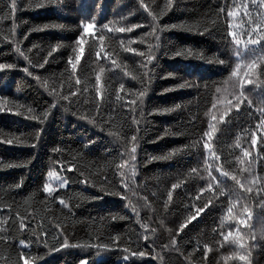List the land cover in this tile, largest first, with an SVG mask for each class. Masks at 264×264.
<instances>
[{
	"label": "trees",
	"instance_id": "16d2710c",
	"mask_svg": "<svg viewBox=\"0 0 264 264\" xmlns=\"http://www.w3.org/2000/svg\"><path fill=\"white\" fill-rule=\"evenodd\" d=\"M15 2L0 0V264H264L261 0Z\"/></svg>",
	"mask_w": 264,
	"mask_h": 264
},
{
	"label": "snow or ice",
	"instance_id": "6c2138e0",
	"mask_svg": "<svg viewBox=\"0 0 264 264\" xmlns=\"http://www.w3.org/2000/svg\"><path fill=\"white\" fill-rule=\"evenodd\" d=\"M253 2H255V0H253ZM169 3H171V0H169ZM261 3L264 4V0H261ZM44 6H45V5H44L43 3H40V4L37 5V7H44ZM143 7H144L145 10L147 11V7H148V6H147V5H143ZM11 8H12L13 10L16 8V2H15V0H12ZM148 14H149V16L152 17L153 31H155V21H156L157 18H156V16L152 15L151 12H149ZM229 15H235V13H234V12H230ZM45 27H46V26H45ZM93 27H94V24H93V23H85V24L83 25V33H85V34L90 33L91 30L93 29ZM172 27H175V26L173 25ZM130 30H131V29H125V28H119V29H118V31H120V32L130 31ZM230 35L233 37V40H234V42H235L236 45H240V44L242 43V41H241L240 39L236 38V34H235V33H230ZM260 38H261V39H264V35H262ZM80 39H81V42H82V39H83V38L81 37ZM247 43H250V44L255 45V44L258 43V40H257V39H253V38L250 37V39H249V41H247ZM55 50H56V49H53V51H55ZM16 51H17L18 53H20L21 55H23V52H21V50H20L19 48H17ZM128 51H135V49H128ZM49 55H51V53H49ZM24 59L27 60L28 57H27V56H24ZM79 59H80V56L77 55V56H76V61H79ZM151 59H152V56L149 55V56H148V60L151 61ZM68 64L71 65L73 69L76 68V63L73 62V60H72L71 57H69V59H68ZM40 66L42 67L43 64H41ZM5 67H11V66H10V65L6 66V65H3V64H0V70L4 69ZM247 67H248L249 71H251V70L255 69V68L257 67V65H256L255 63H251V64H249ZM24 71L27 72L29 75H32L31 72H28V69H27V68H25ZM247 75H248V73H245V76H247ZM97 79H99V77H97ZM76 83L79 84L80 81L77 80ZM243 83L251 84V83H252V80L241 81V85H242ZM121 88H123V85H121ZM139 95H140L141 97H143L144 92L141 91V92L139 93ZM241 95H242V94H241ZM63 99L67 100L68 97H67V96H64ZM132 103L135 104V103H136L135 100H133ZM239 104H240V100L237 99V104H236L237 108L239 107ZM0 108H2V104H0ZM262 126H264V121H262ZM206 135H209V136H210L211 133H210V132H209V133H206ZM136 140H137L136 136L133 135V136L131 137V142L134 144V143L136 142ZM9 143H11V141H9ZM252 144H253V145L256 144V139H255V138H253V140H252ZM204 147H205V148H208L209 145L206 143V144L204 145ZM135 151H136L135 146H133V147H131V150H130V152L128 153V155L130 156V158H131L132 160H135V155H134V154H135ZM248 155H249V153H248L247 151H245V152H244V156H248ZM124 163H127V160H125ZM120 167L122 168L123 165H121ZM193 171H195V169H193ZM49 175H50V176H51V175H55V173H49ZM224 175H228V173L225 172ZM232 179L235 180L236 178H235V177H232ZM61 183L64 184V183H66V181H62ZM237 183L239 184V181H237ZM126 186H127V185L125 184V187H126ZM176 187H177L176 184H173V185H172V188H173V189L176 188ZM208 187H209V189H210V188H211V184H209ZM240 187H244V186L241 184ZM44 191H45V192H48V193H51V192H52V188H51L48 184H45V185H44ZM247 191H251V188H248ZM169 199H171V193H169ZM60 203L63 205L65 202L61 199V200H60ZM200 211H202V209L198 208V209L196 210V213L198 214ZM244 211H247V208H245ZM232 213H233V209H232L231 207H229V208H228V219H236V217H234V216L232 215ZM249 215H250V213H249ZM190 219H193V220L196 219V215L194 214ZM237 222H238L239 224H243V223H245L244 220H238ZM185 226H186V225H185ZM262 231H264V230H262ZM237 237H238V239H237V243L239 244V246H240L241 248L245 247V245H244V243H243V237L240 236L239 233H237ZM254 238H255V237L253 236V239H254ZM62 246H63V247H67V246H68L67 241H64L63 244H62ZM205 251H207V249H205ZM134 254H135V253H134ZM139 255H143V253L141 252V253H139ZM21 258L23 259V253H21ZM238 259H239L240 261H244L245 264H250V262L248 261V258H247L246 255H240V256L238 257ZM24 264H28V262L25 260V261H24ZM81 264H84V262L81 261Z\"/></svg>",
	"mask_w": 264,
	"mask_h": 264
},
{
	"label": "bare ground",
	"instance_id": "6f19581e",
	"mask_svg": "<svg viewBox=\"0 0 264 264\" xmlns=\"http://www.w3.org/2000/svg\"><path fill=\"white\" fill-rule=\"evenodd\" d=\"M192 262V261H191ZM199 264V263H198Z\"/></svg>",
	"mask_w": 264,
	"mask_h": 264
}]
</instances>
